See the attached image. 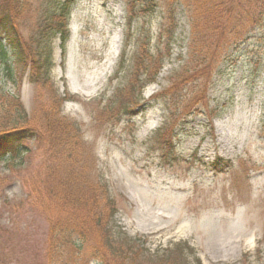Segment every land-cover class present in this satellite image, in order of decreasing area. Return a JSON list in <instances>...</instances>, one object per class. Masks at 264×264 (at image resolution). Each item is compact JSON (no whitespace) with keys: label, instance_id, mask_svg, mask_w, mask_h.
I'll return each mask as SVG.
<instances>
[{"label":"rangeland","instance_id":"1","mask_svg":"<svg viewBox=\"0 0 264 264\" xmlns=\"http://www.w3.org/2000/svg\"><path fill=\"white\" fill-rule=\"evenodd\" d=\"M156 1L154 12L130 22L131 0H77L66 45L56 36L42 50L35 38L47 0H26L13 12L26 46L12 64L19 103L46 137L29 144L24 160L0 162L5 264H49L55 219L85 232L78 264H264L262 31L238 46L235 32L224 35L217 48L209 43L225 26L246 24V15L222 17L223 29L200 42L178 0ZM202 13V30L221 22ZM0 41L8 47L1 31ZM4 63L2 88L17 95ZM65 97L71 100L61 104ZM150 115L160 120L146 128ZM59 122L64 137L56 136ZM58 139L64 153L53 149ZM48 186L79 188L91 202L71 206L58 192L42 199ZM76 249L75 242L65 247Z\"/></svg>","mask_w":264,"mask_h":264},{"label":"trees","instance_id":"2","mask_svg":"<svg viewBox=\"0 0 264 264\" xmlns=\"http://www.w3.org/2000/svg\"><path fill=\"white\" fill-rule=\"evenodd\" d=\"M25 1L26 0H0L1 36H4V38L9 42L7 47L5 43L0 41V67L2 63L5 62V69L7 71L8 77L18 85L20 84V79L17 77L18 71L12 64H14L15 60L20 63L26 46L25 42L19 38L20 33L18 32V29L14 23L13 12L20 10V7H23ZM131 1L133 4L131 10H133V12L137 15L132 16L130 18V22H132L134 18H136L141 13H144L145 11L152 13L158 7V2L156 0ZM75 2L76 0H47V6L44 11L45 17L39 25L38 35L35 38L38 50H42L44 47L50 46L52 40L58 34H60L62 38L63 45L66 44L69 37L67 28L68 19ZM135 3L136 5H134ZM178 3V6L182 7L184 13L188 16V18H190V21L192 20L194 22V28L192 27V35L193 37L194 34L196 37L198 35V40H200V42L201 40L204 42L203 40L206 37L205 35L210 37L214 30L223 29L221 28V23L223 21L222 17H238L239 19V17L242 15H246L247 17L246 24L241 22L234 23V31L229 30V28H226L225 26L220 40L215 37V39L209 44L213 46L216 45L217 48L222 46L224 47L226 43L223 44V36L226 35L228 37L230 34H233V32H235L233 34L235 42L231 45L235 46L241 45L254 31H262L264 38V0H178ZM202 12H206L217 22L218 20H221V22H218L216 25L211 27L204 26L206 28L202 30L204 22ZM175 14L176 13H174L172 16L176 17ZM232 20H234V18H232ZM216 41L217 44L215 43ZM197 45L198 47L201 46L200 43ZM202 46L204 47L203 44ZM35 63L36 62L33 63L32 76L33 80L38 83V79H40V67H36ZM51 69L52 62L49 60L47 66L44 68V75L41 77L44 79V76L46 75L45 78L49 79L52 72ZM1 83L2 82L0 81V95L4 100H1L0 98V162L7 161L12 163L16 162V160L20 158L24 160L25 155L31 151L29 144L37 141L39 139L38 136L45 135L41 134L43 133L41 129H38L35 125L28 121L27 113L23 106L19 103L20 85L17 95H13L11 91L6 95ZM167 95L164 97H167ZM68 99V97H65L63 99L60 98L59 100L60 103L63 104ZM66 127L67 126H65L62 122H59L56 136L64 137L65 134L69 133L66 131ZM48 129L51 131V128ZM65 143L67 144V140H64V144ZM52 146L53 149H55L57 146V150H61L62 153H64V147L62 146L60 139L56 141V145H54L52 141ZM57 192L59 193V198L63 199L64 201L66 200L67 204L71 206H76L75 204H78L81 201H84L85 206H89L88 204H90V199L92 198L89 193L85 192V196L89 195V197L87 200H84L83 193L79 188H73L72 191L67 192L66 190L62 191L61 187H55L54 189L51 186H48V191L46 192L48 197L43 196L42 199L49 198V200H55L57 197ZM73 193L80 195L77 198L81 197V200H78L77 198L72 199L70 195ZM50 194L52 195L50 196ZM86 202H88V204ZM94 202L95 200L91 203V207H93ZM51 218L55 219L54 217ZM55 221L56 219L52 222L50 230L49 264H55L57 263L56 261L63 264H78L77 262L79 258L77 256L80 255L79 251L81 249L79 242H85V232H77L75 229L69 228L64 229ZM75 233L81 234L75 236ZM73 242H75L77 245L76 251L73 252L74 254L70 253V251H65L66 245ZM0 264H5V259L2 257V254H0Z\"/></svg>","mask_w":264,"mask_h":264},{"label":"bare ground","instance_id":"3","mask_svg":"<svg viewBox=\"0 0 264 264\" xmlns=\"http://www.w3.org/2000/svg\"><path fill=\"white\" fill-rule=\"evenodd\" d=\"M116 44H117V40H116V42L114 43V46H115ZM115 53H116V50H111V56H110V57L108 58V60H107V61L109 62V67H111L112 64H113V62H114V59H115ZM105 74H106V73L103 72V75H105ZM159 120H160L159 117H157V116H153V115H150V116H149V123H148V125H147L146 128H153V127L155 126L156 122H159ZM238 124H239V123H238ZM240 124H241L243 127H246V126H247V120H246V119L242 120V121L240 122ZM226 134H229V132L226 133ZM157 178H158V180H159L160 183L163 181V177H162L161 175L157 176ZM132 199H133V201L136 200V197H135L134 194H132ZM232 243L235 245L234 242H232ZM238 243H240V242H238ZM246 243L250 244V243H251V240L247 239V240H246ZM224 249H226L227 251L229 250L228 246L224 247Z\"/></svg>","mask_w":264,"mask_h":264}]
</instances>
